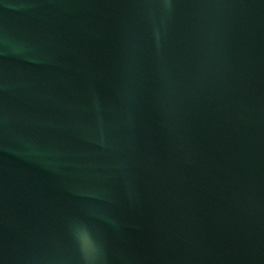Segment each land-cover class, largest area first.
I'll return each mask as SVG.
<instances>
[{"label": "water", "instance_id": "95a60500", "mask_svg": "<svg viewBox=\"0 0 264 264\" xmlns=\"http://www.w3.org/2000/svg\"><path fill=\"white\" fill-rule=\"evenodd\" d=\"M264 264V0H0V264Z\"/></svg>", "mask_w": 264, "mask_h": 264}, {"label": "clouds", "instance_id": "9594fccd", "mask_svg": "<svg viewBox=\"0 0 264 264\" xmlns=\"http://www.w3.org/2000/svg\"><path fill=\"white\" fill-rule=\"evenodd\" d=\"M75 238L84 264H92L91 253L98 248V242L86 225H81L75 232Z\"/></svg>", "mask_w": 264, "mask_h": 264}]
</instances>
